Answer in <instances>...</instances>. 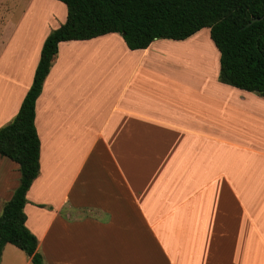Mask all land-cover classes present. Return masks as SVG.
<instances>
[{"label":"crops","instance_id":"0c3cea01","mask_svg":"<svg viewBox=\"0 0 264 264\" xmlns=\"http://www.w3.org/2000/svg\"><path fill=\"white\" fill-rule=\"evenodd\" d=\"M65 20L57 0H0V128ZM200 31L142 50L117 33L58 44L23 209L43 264H264V96L221 83L218 51L211 73ZM19 177L0 157V214ZM0 264L31 261L6 244Z\"/></svg>","mask_w":264,"mask_h":264},{"label":"trees","instance_id":"16d2710c","mask_svg":"<svg viewBox=\"0 0 264 264\" xmlns=\"http://www.w3.org/2000/svg\"><path fill=\"white\" fill-rule=\"evenodd\" d=\"M57 1L66 7V20L44 40L19 111L0 128V157L16 163L20 173L19 184L0 214V260L3 247L10 244L30 258L31 264H43L37 239L25 226L23 209L26 193L39 174L35 102L60 42L117 33L129 50H142L158 39L182 41L209 29V38L219 53L218 80L264 96V0Z\"/></svg>","mask_w":264,"mask_h":264},{"label":"rangeland","instance_id":"374dc122","mask_svg":"<svg viewBox=\"0 0 264 264\" xmlns=\"http://www.w3.org/2000/svg\"><path fill=\"white\" fill-rule=\"evenodd\" d=\"M197 42H201V44H204L205 48L210 46V54L211 56L208 58V60L205 58H202V62H205L207 64L210 65L211 67V73H214L216 71V67H217V49L214 47L213 43H211V41H209V30L208 29H202L197 37L194 39ZM208 45V46H207ZM176 62V64H179V66L181 68H187V73L188 71L191 72V74L193 75H197L198 74V70L200 71L202 68L203 71V63H199V64H193L191 61H188L187 59H185V57H180L178 55V53H175V57H174V63ZM184 74V73H183Z\"/></svg>","mask_w":264,"mask_h":264},{"label":"water","instance_id":"95a60500","mask_svg":"<svg viewBox=\"0 0 264 264\" xmlns=\"http://www.w3.org/2000/svg\"><path fill=\"white\" fill-rule=\"evenodd\" d=\"M262 20V17L261 18H255V19H252L247 25L246 27H249L251 24H253L254 22H257V21H260Z\"/></svg>","mask_w":264,"mask_h":264}]
</instances>
